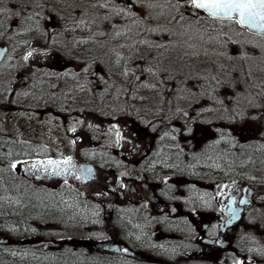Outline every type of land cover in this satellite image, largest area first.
<instances>
[{"label":"flooded vegetation","instance_id":"af4514ba","mask_svg":"<svg viewBox=\"0 0 264 264\" xmlns=\"http://www.w3.org/2000/svg\"><path fill=\"white\" fill-rule=\"evenodd\" d=\"M22 34L19 38L29 36L27 33ZM244 34L254 36L247 31ZM10 39L14 40L13 37ZM140 51L147 53V50ZM126 52L127 48L122 54L125 55ZM133 52L131 50V55ZM4 59L5 57L2 61ZM125 64L132 71H140L135 61L125 60L121 62V67ZM66 67L68 69L64 67L63 71H75L70 70L69 64ZM64 78V81L53 77L46 81L36 80L28 87V92L25 91V86L20 84L25 82H20L16 89L13 88V93L16 90V99H20V94L27 93L25 96L28 104L35 106L36 103L39 108L53 106V109L43 114H49L62 121V136L64 133L76 138L81 130L75 128V131H72L73 128H69L67 119L78 116L77 101L81 91L79 85L85 83L80 82L79 78L73 79L71 75ZM46 84L50 89L46 88ZM54 84L57 86L55 89L52 88ZM246 84L252 92L254 86H258L250 82ZM140 85V82H135L132 88L140 89L142 93L151 92L152 96H138V93L132 94L131 91L130 96L120 97L125 104L110 107L114 111L111 116H116L115 113L128 115L129 112L137 117L150 115L152 123L158 128L157 132L151 131L145 125V129L139 128L126 120V125L120 130L124 139L119 143L112 142L98 147L90 155L74 150L71 157L76 166V174L69 172L66 176L55 175L51 170L48 173L36 171L32 167L40 160L64 159L59 154V148L52 143L46 142L34 148V140L26 138L28 143H16L12 139L15 136L7 134L11 139L6 142L0 138V155L9 153L10 159H26L19 166L23 178L32 180L43 190L27 193L23 184L13 183L0 172V180L8 188V192L0 193V197L17 200L21 195L56 201L58 208H62L60 211H65L63 206H66L74 223L89 222L90 226L85 229L98 231L99 235L89 239L95 245L91 253L105 258L130 260L131 264H224L234 257L233 261L243 260L245 264H264L261 258L247 256L244 252L239 254L238 247L234 245L240 231L255 228L251 218L260 205L257 184L261 180L255 170L263 165L264 161H257L244 149L256 148L254 143L260 147L259 143L243 141L244 154H248L254 161L249 164L252 171L247 175L241 173L238 167L242 159L239 148H231L230 144L223 142L208 147L214 139L219 138L211 131L217 125L223 126L220 123H195L196 127L209 130L207 134L198 132L195 139L178 134L176 141L170 138L160 140L163 131H171L173 125L182 128L187 119L182 115H174L177 108L187 110L194 122L195 119H209L213 115L218 117L223 113L203 112V115L198 116L197 112L203 111L201 105L205 102L197 103L196 97L191 96L189 92L174 91L170 94L163 87L159 91H152ZM240 88L243 89V84ZM179 95L188 99H178ZM140 97L144 99L141 100ZM131 103L134 105H130ZM207 106H212L210 101ZM85 121H89V118ZM109 132L115 134L114 130ZM129 140H132V143H129ZM133 143L139 147V151H133ZM39 150L44 158L38 156L39 159L32 160L36 157L30 155ZM15 153L21 155L17 156ZM3 157L7 158L5 155ZM233 161L235 163H232ZM100 167L102 171L99 170ZM89 169L90 172L87 171ZM248 176H255L256 179L250 180ZM224 185L228 187L225 188ZM100 186H103L102 195L98 193ZM89 190H95L96 194L91 195ZM11 191L18 192L12 194ZM221 192L224 195H219ZM241 200H246L247 203H240ZM233 209L236 212L234 218L231 216ZM100 213L105 214V218L97 224L96 217H99ZM3 241L7 243L11 239L6 238ZM124 248L136 254L140 251L139 258L123 255L121 250Z\"/></svg>","mask_w":264,"mask_h":264},{"label":"snow or ice","instance_id":"6c2138e0","mask_svg":"<svg viewBox=\"0 0 264 264\" xmlns=\"http://www.w3.org/2000/svg\"><path fill=\"white\" fill-rule=\"evenodd\" d=\"M56 4L63 7L57 11L55 5L48 7L46 0H32L30 4L17 5L15 10L9 7L0 8V15L9 14V20L16 18L22 23L31 22L27 31H35L46 37L45 51L40 53L45 58L52 56L61 47L67 48V45H61L55 36L85 29L91 32L93 25L97 27L106 25L110 32H102V35L110 34L114 39L127 36L133 40L132 44H121L120 48L134 49L127 61H135L141 75L154 77L155 81L150 84L144 83L135 71L127 67V64L121 67V61H125V57L113 49L116 55L115 65L121 67L123 77L135 76L136 81L152 91H159L163 87L170 94L174 91L189 92L191 96L196 97L197 103L205 102L201 105L203 111L197 112L198 116L203 115V112L223 113L218 119L226 122L227 130L217 125L213 131L219 138L214 139L208 147H212L213 144L220 145L222 142L228 143L231 148H239L241 156L244 155V140L255 141L264 148V78H260L259 91L255 94L245 83L246 79H257L249 63L256 59L252 50L259 49L264 54V43L260 42L264 41V0H126L123 4H117L115 0H95L89 5L88 10L78 8L74 3H69V0H56ZM65 9L70 10L68 16L62 15ZM70 20L72 27H68ZM42 21L45 22L44 25ZM49 26L53 29L52 32L48 31ZM231 31L235 32V37H242L245 31H249L259 37V40L253 43L234 38L230 34ZM84 43L88 41L76 40L73 47ZM141 48L147 49V53H140ZM171 52L178 53L175 64L179 67L174 68L171 63L165 65L166 60L172 61V57L168 55ZM34 53L35 48L29 50L23 59L29 61L34 57ZM65 54L71 58L70 51ZM193 61H198L202 67L193 71L191 63ZM245 64L248 65L246 72L238 70V66L242 69ZM184 68L188 69L187 73L184 72ZM259 71L264 73V68H260ZM62 75L65 77L71 75L77 80L83 77L88 84L97 86L109 83L102 61L96 58L91 61H79L74 72H64ZM88 77L93 79L88 80ZM56 78L59 79V75ZM242 84L243 89L240 88ZM79 86L81 90L87 87L86 84ZM140 99L143 100L144 97ZM178 99L185 100L188 97L179 95ZM241 100L246 101V106L241 105ZM209 101L211 107L207 106ZM177 114L187 118L182 128L173 125L171 131H163L160 140L170 138L176 141L178 134L195 139L198 132L208 133L207 128L196 127L186 110L177 108L174 115ZM200 123L212 125L214 122L211 119H204ZM146 126L153 132L158 131L152 121H148ZM71 130L75 131V128ZM111 130H114L118 137L117 143L124 139L118 125L113 124ZM128 142L132 143V140ZM133 151H139L135 143ZM17 163L20 162H14L10 167L15 169ZM248 163H254L250 156L242 159L238 167H246ZM32 167L45 173L51 170L55 175L66 176L69 172L76 174V166L71 156L62 160H40ZM247 178L256 179L255 176ZM219 195L224 193L221 192ZM240 203L247 201L241 200ZM231 216L233 218L236 216L234 209ZM253 251L264 257V248L249 249V252ZM234 264H245V261L235 260Z\"/></svg>","mask_w":264,"mask_h":264},{"label":"rangeland","instance_id":"374dc122","mask_svg":"<svg viewBox=\"0 0 264 264\" xmlns=\"http://www.w3.org/2000/svg\"><path fill=\"white\" fill-rule=\"evenodd\" d=\"M28 1V0H25ZM78 3L87 0H74ZM117 4H123L126 0H115ZM47 4V0H46ZM91 3L88 2V5ZM9 5L4 1L0 0V8L8 7ZM39 10V9H37ZM100 11V10H99ZM9 14L0 15V26L9 23L8 19ZM13 20V19H12ZM14 21H12L13 23ZM99 24V21L97 22ZM25 26V25H22ZM29 26V25H28ZM214 27L216 25H213ZM235 26H233V29ZM8 35H6L5 27L0 29V33H4V35H0V45H8L9 51L5 56V59L0 63V138L4 139L3 141H10V137L7 136L13 135L15 136L14 141L16 143H28L26 142L27 139L34 140V148L41 146V144H45L46 142L49 144H53L56 148H59L61 156L66 158L68 156H72L73 151L75 152L81 151L84 154L90 155V153L97 150L98 147H103L106 145L111 144L112 142H117L118 137L109 132L111 130V126L113 124L118 125L119 129L121 130L122 127L126 125L125 121H131L132 124L134 123L139 128H144L143 125L146 126L148 121L153 120L150 115H144L141 117H137L134 115H125L122 113H115L116 116H111L114 114V111L110 108L113 106H119V104L123 103L121 98H125L124 96L117 97L116 99L107 102L106 93L108 88V84H101L99 86L95 84H91L92 90L89 89V84L86 81L85 84L87 88L85 90L79 91V98L77 101V110L78 116L68 118L67 123L69 124V128H77L80 131L76 138L70 137L71 135H65L62 133V121L55 118L51 115L43 114L44 112H48L49 110L53 109V106L47 105L39 108L37 104L27 102V98L24 94H20V99H16V90L13 93V88L16 89V86L19 85L20 82H25L24 84L20 83L21 85L25 86V91L28 92V87L33 84L36 80H44L50 79L53 77L56 80H65L62 73L68 69L66 65L69 64L71 67L70 70H76V66L79 60H68L66 56H63V53L55 52L52 56L45 58L42 53L45 51V41L42 40V36L36 35L33 32L29 31V36L27 38H19L22 36L21 30H12L7 27ZM102 32H110L106 25L99 26L92 30L90 36L94 44L103 42L111 44L115 46L114 49H118V52L121 54L124 53L125 48H118L119 43L124 44L126 40L122 39L124 37L128 38L127 36H121L118 39H114L110 34L109 35H102ZM135 29L133 28V35ZM231 35L234 38H239L245 41H251L255 43L259 40L251 35L244 34L242 37H235V32L231 31ZM10 37H13L14 40L11 41ZM17 37V38H15ZM107 40L105 41V39ZM102 39V40H101ZM155 39V37H154ZM100 40V41H99ZM121 40V41H119ZM119 41V43H118ZM264 43V41H260ZM93 43H90L91 45ZM132 44V42L128 43ZM33 48L36 49V53H34V57L30 58L29 61H25L23 59L24 55ZM130 50V51H129ZM131 50L135 51L134 49L127 48V51L124 54L125 57L131 56ZM141 50V49H140ZM144 51V49H142ZM256 59L250 61L249 63L252 66V69L257 75V79H246L245 83H251L259 85L260 78H264V73L259 71L260 68H264V54H262L259 49L252 50ZM141 52V51H140ZM172 57V61H165V65H169L171 63L172 67H179L175 64V58L178 55L177 52H172L169 54ZM126 58V59H127ZM71 62V63H70ZM125 62V61H121ZM192 67L193 71H196L198 68L202 67V65L198 61H193ZM65 67L64 71L63 68ZM248 65L245 64L243 68H239L238 70H242L244 72L247 71ZM187 69V68H186ZM185 73V69H183ZM188 70V69H187ZM63 71V72H62ZM67 72V71H66ZM57 75H59V79H57ZM141 78V81L151 83L153 81L151 76L146 75H138ZM135 78V76H132ZM151 77V78H150ZM93 79V77H90ZM145 78V79H144ZM80 79V78H79ZM80 81V80H79ZM138 82V81H135ZM46 88L50 89L46 84ZM115 86V85H114ZM242 86V85H240ZM116 87V86H115ZM53 89L57 88L54 84L52 86ZM108 88V89H107ZM122 87V90L117 89L121 94L123 91H127L128 93L133 91L132 94H137L138 96H152L151 92H141L140 89L136 88H128ZM90 90V91H89ZM137 90V91H135ZM259 91L258 86H254L253 94ZM109 94V93H108ZM123 95V94H122ZM129 100H127V104ZM153 103V102H151ZM242 106H246V101L240 102ZM125 104V103H123ZM130 105H134L131 103ZM153 105V104H151ZM37 106V107H36ZM129 106V105H128ZM193 106V105H192ZM30 111V112H29ZM187 111V110H186ZM221 116V115H219ZM218 116V117H219ZM92 117V118H91ZM209 117V116H208ZM216 115H213L209 119H211L214 123H220L223 125L225 130H227V124L224 120L218 119ZM89 118V121H85V119ZM111 118V119H109ZM193 120V119H192ZM195 123L202 124L200 121L195 119ZM57 123L56 125H54ZM61 126V127H60ZM215 128V127H214ZM214 128L212 129L211 133H213ZM145 129V128H144ZM71 132V130H70ZM146 137V135H144ZM143 138V137H142ZM144 139V138H143ZM248 140H245L246 142ZM247 143V142H246ZM50 148V146L48 145ZM39 149V148H38ZM3 154V153H1ZM17 156L21 155L20 153H15ZM3 155L7 156L6 159H3ZM0 155V172L4 174V176L10 179L13 183H19L20 185L23 184L26 188V192H38L43 190L42 187H37L34 182L31 180H25L22 176V170L19 166L24 162L26 159H20L17 163V167L12 169L10 165L14 162L18 161V158L10 159L9 153H4ZM101 155H103V151H101ZM14 156V155H13ZM31 157H36L32 160H36L39 158H44L42 156V152L39 150L36 154L30 155ZM84 157V156H81ZM29 158V157H28ZM38 158V159H39ZM30 160V159H27ZM103 167V166H101ZM100 167V171L103 169ZM242 172V171H241ZM244 174V173H243ZM258 186V193L260 196V205L258 210L252 215V223L255 228L253 229H244L238 233V236L235 240L234 245L238 247V252L241 254L242 252L246 253L247 256L261 258L264 260V257H261L257 252H249V249H262L264 248V175L263 179L260 181ZM101 190L99 195H102L103 186H100ZM1 189V188H0ZM27 192V193H28ZM90 194H96L95 190H89ZM30 194V193H29ZM3 199L0 197V204L8 206L10 201H2ZM4 202V203H3ZM58 206V205H57ZM56 208L54 210H50L46 212L42 217L35 216L26 218L27 225L18 235L14 237H9L10 235L8 232H1L0 231V244L7 245L12 244L16 247L22 246H30V247H45L50 251H76L79 253H83V251L91 253V250L95 247L94 242L90 241L89 239L92 236L99 235L98 231H87L85 228L90 226L89 222H79L78 224L74 223L70 213L66 210V206H63L65 211H60L62 208ZM52 209V208H51ZM101 214V213H100ZM105 214H101L99 217H96L97 224L100 223V220H104ZM9 238L11 242L5 243L3 239ZM95 249V248H94ZM137 251V250H136ZM137 251L138 258L140 254ZM123 258V257H122ZM234 257H231L226 261L224 264H234ZM117 261L122 262L123 264H131L130 260L125 259H117Z\"/></svg>","mask_w":264,"mask_h":264},{"label":"trees","instance_id":"16d2710c","mask_svg":"<svg viewBox=\"0 0 264 264\" xmlns=\"http://www.w3.org/2000/svg\"><path fill=\"white\" fill-rule=\"evenodd\" d=\"M5 3H7L9 8H13L15 10L17 5H26L32 3V0H2ZM88 2L94 3L95 0H87V2H80L74 0H69V3H74L78 8H83L85 10H88L89 5ZM55 5V8L57 11H59L63 6L56 4V0H47V6L52 7ZM69 9H65L62 12V15L68 16L69 15ZM93 12L99 11V10H92ZM9 23H6L3 26H0V29L2 27H5L6 33L10 30H7V27L9 29H12L17 31L21 30L24 31L22 33H27V28L31 25V22L24 21L23 23L20 20H17L16 18H13V20H9ZM12 21H14L12 23ZM42 25L45 24L44 21L41 22ZM25 25V26H22ZM29 25V26H28ZM34 26V25H32ZM71 20L69 21L68 27H72ZM97 28V26L93 25L92 30ZM59 30V29H57ZM48 31L52 32L53 29L49 26ZM92 32V31H91ZM91 32H89L87 29L84 31H77L75 33H69L67 35H60L55 36L54 38L57 39L61 45H67V48L61 47L57 50L58 53H63V56L68 57L65 53L71 52V58H67V60H87L91 61L93 58H96L99 61H102V66L106 69L107 76L109 78L108 88L106 93V99L107 102L112 101L114 98L120 97V96H130V94L127 91H123L121 94L117 89L122 90V87H127L126 89H130L134 87V83L136 81L135 78L130 75L129 77L125 78L121 75V68L117 67L115 65L116 55L113 49L115 46H112L111 44L104 43L103 42H97L93 43L91 39ZM36 35L42 36V40L45 41L46 37L43 35H40L37 32H33ZM8 35V34H7ZM126 40L125 43H133L132 39H128L126 37L122 38ZM13 39H11L12 41ZM76 40H86L88 43L79 44L76 45V47H73V44ZM102 40V39H101ZM107 38L105 39V41ZM15 41V40H14ZM100 41V40H99ZM108 41V40H107ZM121 41V40H119ZM118 41V43H119ZM90 43H93L92 45ZM122 43H119L118 48L120 49V45ZM114 47V48H113ZM144 49V48H141ZM145 51L147 49H144ZM116 52H118V49H115ZM127 57H125V60ZM130 66V63H128ZM185 71H188L186 68H184ZM136 75H140V71H135ZM151 78V77H150ZM145 79V78H144ZM80 82L86 81L83 77H80ZM88 80H91L90 77H88ZM143 81V80H142ZM151 81H155V78L152 77ZM133 82V84H132ZM85 83V82H83ZM125 83V85H124ZM131 83V84H130ZM111 85V87H110ZM116 87H115V86ZM91 84H89V89L92 90ZM142 86V85H140ZM107 88V89H108ZM86 89V88H85ZM89 90V91H90ZM109 93V94H108ZM123 94V95H122ZM256 148H246L244 151L250 152V155L255 157L257 161H264V148L259 147L256 143H254ZM248 146V145H247ZM245 152V153H246ZM249 157L248 154H244L242 156V159H246ZM241 159V160H242ZM240 160V161H241ZM249 164H247L246 167H240L241 173H248L252 171L250 169ZM256 174H259L260 179H263L264 175V164L258 167L255 170ZM260 180V181H261ZM260 183V182H259ZM0 193L8 192V188L3 184V182L0 180ZM12 194L17 193L18 191H11ZM19 195V194H18ZM19 199H3L2 201H10L8 206H4L0 204V231L8 232L10 235L9 237H14L18 235L19 233H22L24 228L27 225L26 218L29 217H35L36 215L42 217L46 212L52 211L56 208L57 202L56 201H50V200H44L39 198H31V197H24L19 195ZM4 203V202H3ZM58 207V206H57ZM52 208V209H51ZM0 264H123L120 261H117L115 259L105 258L102 255L96 254V253H79L76 251H50L49 249H46L45 247H30V246H22V247H16L11 244L3 245L0 244Z\"/></svg>","mask_w":264,"mask_h":264},{"label":"water","instance_id":"95a60500","mask_svg":"<svg viewBox=\"0 0 264 264\" xmlns=\"http://www.w3.org/2000/svg\"><path fill=\"white\" fill-rule=\"evenodd\" d=\"M247 32H249V31H247ZM249 33H251V32H249ZM7 50H8L7 46H0V61L2 60L4 55L7 53ZM121 251H122L123 254L130 255L132 257L138 258L137 254L131 252L127 248H124Z\"/></svg>","mask_w":264,"mask_h":264}]
</instances>
